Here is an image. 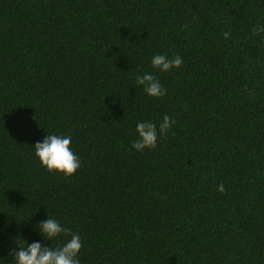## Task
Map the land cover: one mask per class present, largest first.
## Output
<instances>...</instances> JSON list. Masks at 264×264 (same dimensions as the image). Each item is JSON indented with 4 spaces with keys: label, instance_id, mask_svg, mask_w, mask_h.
I'll use <instances>...</instances> for the list:
<instances>
[{
    "label": "trees",
    "instance_id": "1",
    "mask_svg": "<svg viewBox=\"0 0 264 264\" xmlns=\"http://www.w3.org/2000/svg\"><path fill=\"white\" fill-rule=\"evenodd\" d=\"M261 26L264 0H0V264L66 243L40 233L49 217L79 234L80 264H264ZM165 53L182 66L154 68ZM48 134L72 137L75 174L35 155Z\"/></svg>",
    "mask_w": 264,
    "mask_h": 264
},
{
    "label": "clouds",
    "instance_id": "2",
    "mask_svg": "<svg viewBox=\"0 0 264 264\" xmlns=\"http://www.w3.org/2000/svg\"><path fill=\"white\" fill-rule=\"evenodd\" d=\"M252 31L254 35H258L264 31V26L254 27ZM223 35L228 38L231 33L226 31ZM151 63L154 68L167 72L173 68H180L183 64V57L177 54L169 58L166 53L157 54L153 56ZM136 84L142 85L143 90L150 96L163 97L166 95L167 90L154 74L147 72L143 75L138 74ZM175 123L176 121L168 115L163 117L159 127L152 121L137 123L138 139L132 142V147L141 152L146 148L154 149L157 146L158 137L167 135ZM71 143L70 135L48 134L43 142H37L34 145L35 155L49 171H59L66 176H71L81 167L79 157L71 149ZM218 191L221 193L226 191L223 183L218 185ZM38 228L45 239L52 240L61 234L69 236L70 239L55 249L51 246L46 247L39 241L28 243L25 240L26 246L23 243L18 244V250L9 253L13 256L15 264H80L78 254L83 245L79 234L72 232L70 228L62 227L60 222L52 217L40 221Z\"/></svg>",
    "mask_w": 264,
    "mask_h": 264
}]
</instances>
